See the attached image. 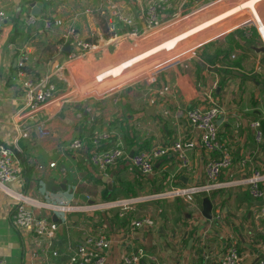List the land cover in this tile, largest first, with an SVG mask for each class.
I'll list each match as a JSON object with an SVG mask.
<instances>
[{"label": "crops", "instance_id": "1", "mask_svg": "<svg viewBox=\"0 0 264 264\" xmlns=\"http://www.w3.org/2000/svg\"><path fill=\"white\" fill-rule=\"evenodd\" d=\"M45 1L47 5L40 0H0V9L7 14L0 24V143L15 145L23 166L18 180L0 187V264H70L86 234L96 232L110 240L105 264H119L130 253L139 257L138 264H219L230 247L238 254L234 264H256L257 252L264 256V205H257L264 195L251 198L245 178L253 168L264 175V48L254 27L234 25L243 22L235 15L243 9L249 13L246 19L261 23L258 10L264 8H255L258 0L234 1L220 12L206 14V10L193 18L224 0H202L213 3L194 11H190L196 7L191 0H168L159 13L161 26L156 31L146 30L143 20L142 11L150 0H113L139 32L137 38L116 39L114 32L123 35L129 28L118 23L117 29H110L106 0ZM37 3L41 4L38 21L26 25L29 11ZM46 16L61 18L63 25L40 32ZM179 18L193 21L170 39L139 52L137 41ZM216 25L233 27L201 41L194 38L197 44L181 56L126 80L139 61L190 36L213 35L210 30L218 29ZM68 31L92 42L95 49L68 59L74 50L72 40L63 37ZM65 43L70 44L66 54ZM21 52L27 57V72L34 77L50 75L66 99L61 96L36 112L24 108L23 90L12 79ZM139 54V61L120 66ZM116 65L120 67L106 78L97 80L96 75L92 79L95 73ZM123 75L126 81L121 82ZM209 91L218 107L217 138L227 147L231 163L220 172L216 185L188 191L205 184L204 165L214 155L202 149L199 132L188 124L185 113L207 106L205 95ZM17 109H23L25 115L14 123L12 116ZM253 120L259 123V142L253 138ZM40 126L46 133L39 132ZM95 131L111 132L100 149L122 142L126 150V158L111 166L106 175L89 161V139ZM75 137L84 145L72 151L68 144ZM177 139L189 159L187 167L179 166L170 153L158 158L149 174L133 169L130 151L169 145ZM100 176L113 178L111 185ZM50 179L57 186L65 182L66 189L47 191L45 183ZM259 184L264 192V176ZM19 193L26 196V204L35 215L58 222L50 244L15 228L11 216ZM204 197L215 201L209 220L200 215ZM60 200L75 206L62 223L57 211ZM117 200L129 203L123 212L119 207L102 205ZM142 217L151 218L153 225L131 228V222ZM137 230H142L145 241L138 235L132 238Z\"/></svg>", "mask_w": 264, "mask_h": 264}, {"label": "built area", "instance_id": "2", "mask_svg": "<svg viewBox=\"0 0 264 264\" xmlns=\"http://www.w3.org/2000/svg\"><path fill=\"white\" fill-rule=\"evenodd\" d=\"M106 1L109 9L108 14L110 29L112 31L117 29L118 23H123L129 28L127 33L123 35L114 32L113 39L125 36L137 38L139 32L136 29L133 20L130 17L123 15L113 0ZM191 2L196 7L190 11L200 9L213 3L210 1L205 4L202 0H191ZM167 5L168 0H150L148 4H146L142 11L146 30L152 31L161 26L159 13L164 10ZM85 11L90 12L89 9H86ZM180 16L181 15H173L172 17L177 18ZM6 17L7 14L5 10L0 9V24H2ZM37 21L38 18L36 16L29 15L26 18L25 23L26 25H35ZM172 21L174 20L169 22ZM42 22L43 25L40 30L42 33L63 25V20L55 17H45ZM254 26L264 48V38L261 36L258 27L256 25ZM63 37L65 39H71L74 46V50L69 53L68 59L83 57L86 53L93 51L96 47L92 42L82 40L70 31L66 32ZM26 60L27 57L23 52L18 54L16 58L15 72L12 79L15 80L23 90L25 100L23 106L27 111L36 112L48 104L56 101L61 96H63L64 99L67 98L66 93H62L56 82L52 81L50 75L47 74L41 77H34L29 74L25 70ZM62 79L63 78H60L59 80ZM205 97L208 105L205 107H193L188 109L185 113V117L188 124L198 130L199 142L202 149L214 156L209 158L204 165L203 174L205 184L201 187L189 188L187 189L188 191L197 189L206 190L216 185V180L220 172L227 168L231 163V156L227 147L217 138L216 116L218 113V107L210 91L207 92ZM24 115L25 112L23 109H17L12 116L13 122H20ZM251 127L253 128L254 141L259 142L261 139V131L258 121H251ZM39 132L41 134L46 133V128L44 126H40ZM110 134V131H95L89 139V161L104 175L107 174V170L111 166L116 164L119 160L126 158V150L124 149L122 142H118L115 146L110 148H99L101 143L108 141ZM83 145V140L75 137L69 142L68 148L75 151L82 148ZM170 153H173L176 156L179 166H188L189 159L181 145L180 139L173 141L169 145H153L147 149L138 150L133 153L129 160L135 171L145 175L152 171L153 164L158 158L165 157ZM49 166H54V162L49 163ZM38 168H42V165H38ZM22 171L23 166L19 156V149L15 145L0 143V187H5V184L18 180ZM263 176L264 175L258 169L253 168L247 178H245L249 196L253 199L263 198L264 192L259 184ZM180 191L184 192L186 190L181 189ZM16 199L17 202L12 210L11 216L15 228L21 232L33 233L39 241L46 239L48 244H50L58 231V222L43 216L35 215L26 204V196L24 194H17ZM128 204L129 203L126 200H117L115 202H105L102 205L106 207H119V209L123 212L127 208ZM74 209L75 206H72L70 203L66 202V200H60L57 204L59 222H66L68 220L67 214ZM152 225L153 221L149 217H142L140 219L133 220L130 224L131 228L135 229L140 227L149 228ZM109 247L110 240L105 234L101 232L88 233L84 238V243L79 244L75 248L70 264H105L106 252ZM52 254L57 255V252L53 251ZM237 259L238 254L235 248L230 247L222 255L219 264H234ZM138 260L139 257L136 254L130 253L124 255L119 264H138ZM256 264H264V256L259 257Z\"/></svg>", "mask_w": 264, "mask_h": 264}, {"label": "rangeland", "instance_id": "3", "mask_svg": "<svg viewBox=\"0 0 264 264\" xmlns=\"http://www.w3.org/2000/svg\"><path fill=\"white\" fill-rule=\"evenodd\" d=\"M234 1L236 3H240V2H242L244 0H224V1H221L219 3H222L223 2L222 4H215V5H213L211 7L213 9H211V8H207V9H204V10L202 9L199 13L195 14L194 16H192V18L195 17V16H197V15L202 14L206 10H207V13L206 14H209V13H212V12H215V11L220 12V11H222V10L227 9L228 7H230L231 4ZM261 3L254 4L255 8H257V7L264 8V5H263L264 3L263 4H261ZM206 7H204V8H206ZM224 7H226V8H224ZM245 11H246V9H243L239 13L235 14V15H239L240 18H242L243 22L242 23L241 22L240 23H237L234 26H238V25L239 26H248L250 28L251 27L252 28L254 27V29H255V26H254L255 24L252 21L246 19L247 16H249V13H247ZM182 14H184V13H182ZM181 17H182V15H181ZM180 18L177 19V20H179L177 22L173 21V22H167V23H165V26L166 25H169V24H170V26L169 27H166L165 29H162V30L158 31L154 35H151L149 38H147L145 40H142V41L141 40L140 41H137V43H140L139 45H141L140 47L137 46L139 52H141V51H143V50H145L147 48H150L152 46H155L157 44L159 45V44H161V42L170 39L171 37H173L175 34H177L179 32V29L185 28L189 23H191V21H193L190 18L181 19V20H180ZM184 21H186V22L183 23ZM263 21H264V17L262 18V22ZM200 22H202V21H200ZM200 22H198V23H200ZM173 26H175V27H173ZM216 27L218 29L210 30L211 32H213V35H204V34H207V33H201V34H198V35L190 36V37H188L186 39H183V40L177 42V44L173 45L170 49H162V50L158 51L157 53L151 55L150 57H147V58L139 61L138 63H136L135 65H133L131 67V69H132V68H134L136 66H139L136 69V71L133 73V75L130 76L129 78H127V79L124 77V75L121 76L120 78H123L121 82H123L125 79L128 80L130 78L137 77V76L141 75L142 72H144L146 70L149 71V70L157 67L158 65H160L164 61H167L169 59L175 58V57H177L179 55L181 56L182 54L185 53V51H187L189 48H191V47L195 46V44H197L196 42H194V38H198L197 41H201V40L206 39L208 37L214 36L216 33L220 32V31H226V30H228L229 28H231L233 26L229 27L228 29H224V27H222V28L221 27H218L217 25L214 28H216ZM158 29L159 28H157L155 30H152V31H156ZM258 38H259V36H258ZM260 41H261V39H260ZM98 74H100V72L95 73L92 79H95L96 75L98 76ZM120 78H117V80L120 79Z\"/></svg>", "mask_w": 264, "mask_h": 264}, {"label": "water", "instance_id": "4", "mask_svg": "<svg viewBox=\"0 0 264 264\" xmlns=\"http://www.w3.org/2000/svg\"><path fill=\"white\" fill-rule=\"evenodd\" d=\"M40 3H37L35 4V6L30 9L29 11V15H34V16H37L38 14V8L40 7ZM69 49H70V44L69 43H65V45L63 46V52L66 54V53H69ZM133 155V150L129 152V158H131V156ZM101 180L103 182H105L108 186L111 185V182L113 180V178H110V177H105V176H100ZM45 189L47 191H58L59 189H62V190H65L66 189V185H65V182L62 183V184H58L55 185L54 184V180H48L46 183H45ZM110 189V187H109ZM215 204V201H210L208 200L206 197L202 198L201 200V209H200V215L204 218V219H207L209 220L211 218V209L213 207V205ZM257 205H264V199L259 201L257 203ZM140 232V233H138ZM132 238L134 239L135 236L134 235H138V238L142 239L143 241L146 240V237H144V234L142 235V230H137L136 232L134 231L132 234ZM191 242V240H190ZM262 245H263V248H264V242H262ZM259 258V252H257L256 254V259Z\"/></svg>", "mask_w": 264, "mask_h": 264}, {"label": "bare ground", "instance_id": "5", "mask_svg": "<svg viewBox=\"0 0 264 264\" xmlns=\"http://www.w3.org/2000/svg\"><path fill=\"white\" fill-rule=\"evenodd\" d=\"M264 3V0H258L256 3ZM258 13H259V18H260V20H261V23L260 24H257L256 22H253L257 27H258V29H259V31H260V33H261V36L264 38V22H262V18L264 17V10L263 11H260V10H258ZM142 54V53H141ZM143 55V54H142ZM141 55L139 54V55H137V56H135V57H133V58H131V59H129L128 60V64H127V61H126V64L124 65V64H121L120 66H127V65H131V64H133L134 62H137V61H139L140 59H136V58H138V57H140ZM124 63V62H123ZM120 66H118V65H116V66H114V67H112V68H110V69H108V70H106V71H103V72H101L100 74H99V76H97V80H100V79H104V78H106L107 76H108V74H110L111 72H113V70H115L117 67H120ZM123 69V68H122ZM121 73V71H119L116 75H113V76H117L118 74H120Z\"/></svg>", "mask_w": 264, "mask_h": 264}, {"label": "trees", "instance_id": "6", "mask_svg": "<svg viewBox=\"0 0 264 264\" xmlns=\"http://www.w3.org/2000/svg\"><path fill=\"white\" fill-rule=\"evenodd\" d=\"M40 1H42L45 5H47V1H45V2H44V0H40ZM43 11H44V9H43ZM48 16H49V15H48ZM46 17H47V16H46ZM46 49H48L49 52H51V51H50V48H49L48 46L46 47ZM51 54H52V53H49V56H50ZM25 70H26V68H25ZM26 71H27V70H26ZM19 156H20V158H21L20 152H19Z\"/></svg>", "mask_w": 264, "mask_h": 264}]
</instances>
